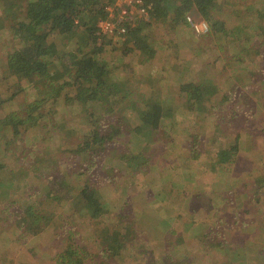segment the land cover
<instances>
[{
  "label": "rangeland",
  "instance_id": "rangeland-1",
  "mask_svg": "<svg viewBox=\"0 0 264 264\" xmlns=\"http://www.w3.org/2000/svg\"><path fill=\"white\" fill-rule=\"evenodd\" d=\"M218 1V6L209 7L208 16L217 14L226 25L225 31L214 34L210 28V32L198 34L185 19H174L175 10L169 3L166 13L154 11L148 19L152 25L145 31H150L147 38L155 49L149 61L146 55H123L124 43L118 37L115 45L106 47L105 56L117 62L122 71L118 82L121 96L127 98L122 102L125 106L143 102V95L149 94L153 101L165 99L166 107L175 108L173 116L165 118L157 130L152 151L145 153L130 173L117 168L114 177L104 165L121 157L128 147H136L135 141L128 146L119 139L92 164L82 156L84 168H80L75 163L78 155L64 150L76 148L93 129L91 118L83 112L85 107L65 101L64 94L44 105L38 114L49 112V117H43L25 138L27 149L34 148V156L26 162L39 160L40 165L29 171L25 194L15 193L19 196L11 199H23L30 192L35 204L34 224L44 232L39 239L36 235L22 237L28 219L23 222L18 204L12 203L13 214L7 222L0 220V264H55L60 252L70 245L84 249L83 264H166L168 260L171 264H264V83L257 86L264 78V19L257 29L252 26L253 12L240 11L243 30L238 37L233 29L240 5L257 0ZM176 2L173 4L178 5ZM255 7L264 11V2L258 1ZM188 14L198 22L207 21L196 8L184 18ZM8 38L3 35L0 39V59L5 58ZM114 46L120 50H112ZM2 64L0 60V68ZM183 80L210 83L222 92L223 103L218 105L221 99L214 95L208 102H200V110H187L179 92ZM23 87V93L33 101L37 90L26 81ZM237 97L243 101L232 110L231 102ZM10 105L9 109H19L24 104L17 100ZM127 121L137 123L136 113H127L122 122L115 115H106L98 124L99 129L108 131L110 125ZM13 140L6 146L5 161L12 165L5 168L7 173L11 168L20 169L17 163L22 147ZM234 144L239 151L233 161L217 163L214 147L227 149ZM49 160L55 161L51 164ZM56 161L70 165L69 175L58 179L62 185L57 178L66 172L59 165L54 168ZM81 171V176L75 175ZM217 182L225 184L223 190L213 187ZM83 184L100 192L110 205L108 214L91 219V213L82 208L83 202L70 199ZM5 204L8 201L0 203V219L6 217ZM116 219L125 220L129 227L114 230ZM202 230L203 237L193 236ZM15 232L20 235L8 244ZM179 236L184 238L181 246ZM189 236L195 239L191 241ZM226 249L234 251L228 256ZM170 251L174 254L166 256Z\"/></svg>",
  "mask_w": 264,
  "mask_h": 264
},
{
  "label": "trees",
  "instance_id": "trees-1",
  "mask_svg": "<svg viewBox=\"0 0 264 264\" xmlns=\"http://www.w3.org/2000/svg\"><path fill=\"white\" fill-rule=\"evenodd\" d=\"M176 1L179 3L178 5L173 4L174 0H146L149 17L155 14L154 11H157L158 14L166 13L171 4L175 10L174 19H185L188 22L184 15L192 8H196L210 22L209 26L214 34L225 31L226 25L216 17L217 14L208 16L209 7L218 6V0ZM258 1L264 2V0ZM257 2L244 3L239 10V15H236L238 22L234 25L233 31H236L235 34L238 37L241 36L240 32L243 30L240 27V11L253 12L252 26H256L257 29L261 27L260 21L264 19V11L255 7ZM106 4L107 0H0V39L3 35L9 37L5 45L6 52L3 56L5 58L0 59L3 63L0 68V138L5 145L0 148V203L8 201V204H5L6 207L3 208L6 217L0 220L7 222L9 216L13 214L12 203L18 204L16 207H19V214L21 213L19 218L23 222H27L28 219V227L21 233L24 234L21 235L22 237L36 235L35 238L39 239V235L44 232L42 227L34 224L33 195L29 192L23 199H11L14 198V195H18L15 193L25 194L24 188L29 183L27 180L29 171H32L34 166L40 165L39 160L31 163L26 162L27 158L34 156V148L27 149L25 138L28 132L38 127L43 117H49V112L38 114L45 104L54 102L64 94L65 101L72 100L77 102L78 106L81 104L85 107V109L81 108L91 118L93 129L84 136L76 148L64 150L67 154L78 155L75 163L80 168H84L81 162L82 156L85 157L88 164H92L107 152L109 146L118 143L119 139L124 140L128 146L131 145V142H136V147L133 146L129 149L127 146V151L118 159H112L110 162L108 160L111 165H107L108 162L105 163L106 172L114 177L117 168L130 173L131 168L139 166L145 153L152 151L156 141V132L165 122L164 119L174 114L175 108L166 107L165 99L162 102L153 101L152 95L149 94L143 95V102L135 101L127 106L122 103L127 99L125 94L121 96L123 91L120 89V82H118L121 79L119 76L122 75V71L117 62L107 59L104 51L108 45H115V37H118V40L120 39L124 43L123 55L132 53L143 57L146 55V62L149 61L154 55L155 49L147 38L150 31L146 32L145 30L152 25V22L136 17L126 23L124 34L115 33L111 37L101 34L97 25L100 20L106 17ZM191 28L193 29V27ZM235 34L234 36H236ZM2 43L5 44L4 41ZM112 50L120 49L114 46ZM215 76L218 77L216 74ZM254 79H251L250 85L253 84L252 80ZM24 81L32 84L33 88L37 90V97L33 101L30 100L28 93H23L25 91ZM212 81L214 84V80ZM262 83H264L263 77L257 81V86H262ZM212 86L210 83L196 84L190 81L184 82V80L180 82L179 92L184 99L183 107L193 112L197 109L200 110V102L208 101L210 96H214L218 92L219 89H214ZM245 88L252 89L250 86ZM233 98L235 97L232 96ZM242 98L237 97L234 102H231L232 110L235 107L238 109L237 105L243 101ZM17 100L24 105L19 109H9L10 104ZM138 103H142L143 106H137ZM179 105L180 103H178ZM203 108L205 109L207 106H203ZM127 113H136L138 122L131 124L127 121L122 125L112 124L108 131L99 129L98 120L100 118L106 115H115L116 120L122 122ZM42 127L46 128L47 125H42ZM56 131L58 130L56 129ZM6 133L8 136L12 134L13 137H5ZM43 135L44 133H42ZM12 138L13 141L18 142L19 147H22L21 159L17 163L20 169L14 171L11 168L7 173L5 168L12 165L5 161L6 146L11 143ZM221 145L214 147L216 161L220 165L228 164L233 161L232 157L239 151V146L234 144L227 149H220ZM49 162L53 163L50 160ZM56 163L54 168L60 166L66 172L64 176L57 178L59 185H62V181L58 179L69 175L68 167L70 165H67V162L56 161ZM81 173L82 171L75 172V175L81 176ZM236 183L235 181L233 186H236ZM214 186L223 190L225 184L221 185L220 182H217ZM30 187L33 186L30 185ZM34 192L37 190L35 189ZM71 197L75 203L83 202L82 208L88 215L91 213L89 215L91 219L100 218L101 215H106L111 211L109 203L102 200L100 192L92 189L88 184L81 185L77 191L74 190L70 199ZM112 226L114 230L125 231L129 227V223L126 224L125 220L116 219ZM203 234L202 230L200 234L194 232L193 236L203 237ZM17 235L19 236L20 232H15V235L8 240V244L14 241V237ZM193 236H189L191 241L195 239ZM177 242L178 245H183V236L177 237ZM82 251L84 249L70 245L60 252L55 264H83L85 256ZM233 251V249H226V254L230 256ZM172 254L174 251L166 253V256ZM171 262L168 260L166 264H171Z\"/></svg>",
  "mask_w": 264,
  "mask_h": 264
},
{
  "label": "built area",
  "instance_id": "built-area-1",
  "mask_svg": "<svg viewBox=\"0 0 264 264\" xmlns=\"http://www.w3.org/2000/svg\"><path fill=\"white\" fill-rule=\"evenodd\" d=\"M148 9L146 0H107L105 7L106 17L98 22V31L109 37L115 33L124 34L127 22L134 20L136 17L145 20L149 19ZM186 18L198 34L210 32V26L207 21L198 22L190 14Z\"/></svg>",
  "mask_w": 264,
  "mask_h": 264
},
{
  "label": "crops",
  "instance_id": "crops-1",
  "mask_svg": "<svg viewBox=\"0 0 264 264\" xmlns=\"http://www.w3.org/2000/svg\"><path fill=\"white\" fill-rule=\"evenodd\" d=\"M241 7H242V5H240ZM218 77H216V79H217ZM218 92L215 94V98L219 101L220 99H221V96H220V94H222V92L220 91V89L219 90H217ZM211 99V98H210ZM209 99V100H210ZM223 101H224V97L218 102V105H220V104H222L223 103ZM208 102V101H207ZM209 104V103H208ZM214 107H217V104L216 103H214ZM235 109H236V107H235Z\"/></svg>",
  "mask_w": 264,
  "mask_h": 264
}]
</instances>
